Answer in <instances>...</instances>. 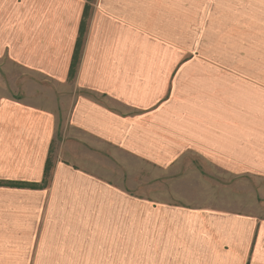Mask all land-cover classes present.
Wrapping results in <instances>:
<instances>
[{
    "label": "crops",
    "instance_id": "crops-1",
    "mask_svg": "<svg viewBox=\"0 0 264 264\" xmlns=\"http://www.w3.org/2000/svg\"><path fill=\"white\" fill-rule=\"evenodd\" d=\"M195 14L184 0H0V59L60 97L0 76V264H125L126 244L132 264H242L253 236L264 264L255 217L146 205L89 168L198 157L264 179V0Z\"/></svg>",
    "mask_w": 264,
    "mask_h": 264
},
{
    "label": "rangeland",
    "instance_id": "rangeland-1",
    "mask_svg": "<svg viewBox=\"0 0 264 264\" xmlns=\"http://www.w3.org/2000/svg\"><path fill=\"white\" fill-rule=\"evenodd\" d=\"M195 17L197 7L210 8L212 0H184ZM207 16V14H206ZM117 161L97 160L90 169L110 180L122 183L126 194L142 203L168 204L173 207L215 209L255 217L264 223V179L230 176L218 171L198 157H188L168 169H157L142 161L121 157ZM135 174L136 182L128 179ZM142 213L145 212L142 209ZM125 264H132L131 245L126 244Z\"/></svg>",
    "mask_w": 264,
    "mask_h": 264
},
{
    "label": "snow or ice",
    "instance_id": "snow-or-ice-1",
    "mask_svg": "<svg viewBox=\"0 0 264 264\" xmlns=\"http://www.w3.org/2000/svg\"><path fill=\"white\" fill-rule=\"evenodd\" d=\"M179 67V65H177ZM7 77L6 83L9 88H19L27 92L29 95L35 94L41 97L45 103L50 105H56L59 102V94L50 88V85L46 82L47 77L43 74H37L35 72L29 73L27 77H21L19 71V60L13 55L9 57L7 50L3 53V59H0V76ZM168 91H171V85L168 86ZM167 99L165 95L160 102ZM128 179L136 182L137 177L133 173L128 176ZM249 195H255L257 200L264 198V193H251ZM264 219V216H261ZM259 229V224H257V230ZM261 251H264V235L260 238ZM257 247L256 237L253 236L251 240V249L254 250ZM249 250L247 254L243 257L242 264H253V251Z\"/></svg>",
    "mask_w": 264,
    "mask_h": 264
},
{
    "label": "trees",
    "instance_id": "trees-1",
    "mask_svg": "<svg viewBox=\"0 0 264 264\" xmlns=\"http://www.w3.org/2000/svg\"><path fill=\"white\" fill-rule=\"evenodd\" d=\"M82 30H83V22L81 23V26H80V36H81V33H82ZM78 44H79V39H78ZM75 57H74V60L72 62V67L74 66L75 64ZM49 169H50V159L48 158V160L46 161V166H45V173H44V182L46 183V180L48 178V175H49ZM9 185H16L14 183H8Z\"/></svg>",
    "mask_w": 264,
    "mask_h": 264
}]
</instances>
